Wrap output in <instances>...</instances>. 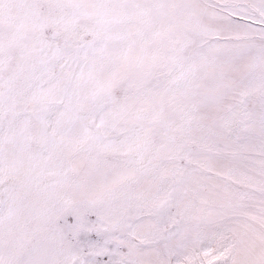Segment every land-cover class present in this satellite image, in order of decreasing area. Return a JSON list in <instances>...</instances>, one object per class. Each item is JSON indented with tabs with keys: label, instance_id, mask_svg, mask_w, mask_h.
Listing matches in <instances>:
<instances>
[{
	"label": "snow or ice",
	"instance_id": "obj_1",
	"mask_svg": "<svg viewBox=\"0 0 264 264\" xmlns=\"http://www.w3.org/2000/svg\"><path fill=\"white\" fill-rule=\"evenodd\" d=\"M0 264H264V0H0Z\"/></svg>",
	"mask_w": 264,
	"mask_h": 264
}]
</instances>
